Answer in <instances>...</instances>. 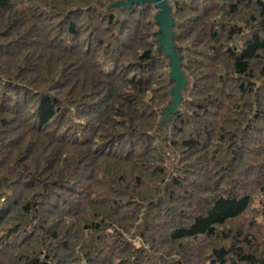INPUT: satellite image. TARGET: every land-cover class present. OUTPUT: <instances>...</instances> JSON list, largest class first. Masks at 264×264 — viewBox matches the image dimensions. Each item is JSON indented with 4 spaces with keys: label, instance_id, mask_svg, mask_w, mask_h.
Instances as JSON below:
<instances>
[{
    "label": "trees",
    "instance_id": "16d2710c",
    "mask_svg": "<svg viewBox=\"0 0 264 264\" xmlns=\"http://www.w3.org/2000/svg\"><path fill=\"white\" fill-rule=\"evenodd\" d=\"M0 0V264H264V0Z\"/></svg>",
    "mask_w": 264,
    "mask_h": 264
},
{
    "label": "water",
    "instance_id": "95a60500",
    "mask_svg": "<svg viewBox=\"0 0 264 264\" xmlns=\"http://www.w3.org/2000/svg\"><path fill=\"white\" fill-rule=\"evenodd\" d=\"M152 3L157 9L155 21L158 25L159 35L157 37L158 51H162L167 57L170 65L169 78L174 82L171 93V104L163 109V117L160 121V128L168 122L172 115L178 111L182 98V91L186 88L187 80L181 70L182 55L175 50L173 42L175 21L171 16V6L167 0H118L109 5L117 6L124 9H130L133 4Z\"/></svg>",
    "mask_w": 264,
    "mask_h": 264
}]
</instances>
